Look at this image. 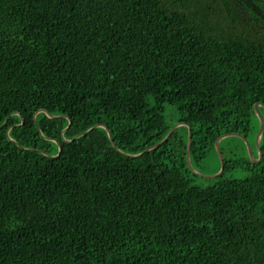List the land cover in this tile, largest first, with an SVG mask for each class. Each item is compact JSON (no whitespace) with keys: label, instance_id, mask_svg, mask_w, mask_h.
I'll use <instances>...</instances> for the list:
<instances>
[{"label":"trees","instance_id":"obj_1","mask_svg":"<svg viewBox=\"0 0 264 264\" xmlns=\"http://www.w3.org/2000/svg\"><path fill=\"white\" fill-rule=\"evenodd\" d=\"M258 101L264 0H0V264H264V131L142 153L168 104L192 162L258 156Z\"/></svg>","mask_w":264,"mask_h":264},{"label":"water","instance_id":"obj_2","mask_svg":"<svg viewBox=\"0 0 264 264\" xmlns=\"http://www.w3.org/2000/svg\"><path fill=\"white\" fill-rule=\"evenodd\" d=\"M262 108H263V109H262ZM255 111H256V113H257L259 119H260V127H259V129H258V131H257V133H256V136H255V146H256V148L258 149V156H257V157L255 156L254 151H253L252 144H251V142L248 140L247 136H245V135H243V134H241V133H238V132H228V133H224L223 135L219 136V137L216 139V141H215V147L217 148V150H218V152H219L220 160H221V170H220V172H219L217 175H215L216 177L219 176V175H221V174L223 173L224 169H225V160H224V156H223V154H222V152H221L220 142H221L222 139H224V138H226V137H229V136H239V137H241V138L246 142V144H247V147H248L249 153H250V155H251V160H252L253 162H259V161L262 159V157H263V152H262V149H261V146H260V140H261V135H262V133H263V131H264V101H258L257 103H255ZM46 112H47V111H46ZM47 113H48V115L51 116V117H59V116H60V115H53V114H50L49 112H47ZM5 123H6V121H5L3 124H5ZM3 124H2L1 126H3ZM70 125H71V120H70L68 126L62 131V134H64V132L66 131V129H67ZM99 125H100V124H99ZM182 125H187L188 128H189V130H188V144H187V161H188L189 167L192 169V167H191V162H192V161H191V145H192V137H193V134H192L191 126H190L189 124L185 123V122H178L177 125H174V126L171 128V130L169 131V133H168V134H167V135H166L161 141H159L158 143H156V144H154V145H152V146L146 148L142 153L147 152V151H150V150H152V149H154V148L159 147L163 142H165V141H167V140L169 139V137L171 136V134H172V133H173V132H174L179 126H182ZM1 126H0V127H1ZM97 126H98V125H95V126L91 127L90 129L86 130L85 132L80 133V134L74 136L72 139H67V138H65V137H64V139L67 140V141H71V140H73V139H75V138H77V137H79V136H82V135H84V134H87L90 130H92L93 128H95V127H97ZM101 126H103V127L107 130V132H108V134H109V137H110V139H111V141H112V143H113V146L117 148V146H116V144H115V142H114V140H113L112 134H111V132H110V130H109V127H107V126H105V125H101ZM7 133H8V136H9V130H8ZM48 139H50V138H48ZM12 140H13V139H12ZM13 141L16 142L15 140H13ZM39 151H40V150H39ZM59 151H61V147H60V150H59ZM142 153L135 154V155H133V156H137V155H140V154H142ZM59 154H60V152H59L58 154H56V155H53V156H57V155H59ZM192 170H193V169H192ZM195 174H196V173H195ZM197 175L202 176V177H215V176H205V175L200 174V173H198Z\"/></svg>","mask_w":264,"mask_h":264},{"label":"rangeland","instance_id":"obj_3","mask_svg":"<svg viewBox=\"0 0 264 264\" xmlns=\"http://www.w3.org/2000/svg\"><path fill=\"white\" fill-rule=\"evenodd\" d=\"M165 115L167 118V121L170 124H174L177 125V117L174 111V108L170 105H166L165 106ZM185 134V130L183 128L180 129V135H184ZM229 140V145L232 146V149L234 150V152H238L239 154H243V155H248L251 158V155L249 153L248 147L246 142L239 136H229V138H227ZM249 140V138H248ZM243 141V142H242ZM250 141V140H249ZM251 142V141H250ZM57 144V142H55ZM252 144V142H251ZM246 145V147L244 146ZM253 147V151L255 156L257 157L255 150H254V146L252 144ZM256 147V146H255ZM229 147H225L223 146L221 149V152L223 154L224 157H229ZM191 167H192V172L193 173H200L203 174L205 176H215L217 175L220 170H221V160H220V155L219 152L217 150V148L215 147V150H213L209 156L205 159H203L200 163H194L191 162ZM248 174L246 173V171L244 170H230V171H226L224 174V178L225 179H239V178H245ZM209 178H216L215 177H209ZM196 183L198 184H208L210 183L209 180L205 179V178H199L196 177L195 178Z\"/></svg>","mask_w":264,"mask_h":264}]
</instances>
